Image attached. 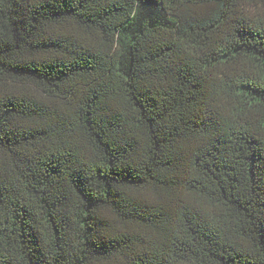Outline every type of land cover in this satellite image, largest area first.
I'll list each match as a JSON object with an SVG mask.
<instances>
[{"label":"trees","instance_id":"16d2710c","mask_svg":"<svg viewBox=\"0 0 264 264\" xmlns=\"http://www.w3.org/2000/svg\"><path fill=\"white\" fill-rule=\"evenodd\" d=\"M0 264H264V0H0Z\"/></svg>","mask_w":264,"mask_h":264}]
</instances>
